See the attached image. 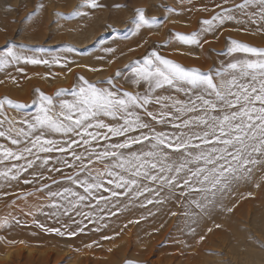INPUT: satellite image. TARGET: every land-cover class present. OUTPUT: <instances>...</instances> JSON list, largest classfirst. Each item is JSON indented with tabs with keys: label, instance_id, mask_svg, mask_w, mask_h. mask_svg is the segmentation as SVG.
<instances>
[{
	"label": "rangeland",
	"instance_id": "374dc122",
	"mask_svg": "<svg viewBox=\"0 0 264 264\" xmlns=\"http://www.w3.org/2000/svg\"><path fill=\"white\" fill-rule=\"evenodd\" d=\"M96 4L93 8L91 0H0V56L12 48L22 57L41 61L33 64L21 59L0 65V102H4L0 130L11 127L15 135L19 128H26L23 120L38 112L41 95L54 101L72 99V91L85 80L121 95L124 91L143 95L147 85L131 78V67L153 51L186 69L211 75L216 82L218 74L228 73L230 63L255 59L230 52L232 41L264 49V18L258 0L243 8L235 6L244 0H96ZM137 9L144 11L148 24L137 27ZM224 9H231L233 18L223 24L216 21L212 31H203L206 26L201 22ZM197 32L199 44L187 45L177 38ZM192 95L168 85L153 93L181 101ZM159 109L155 103L148 106L158 117ZM139 111L156 131L174 130ZM196 114L200 113H188L175 122ZM100 119L117 123L108 117ZM124 138L109 134L107 141H93L91 147L99 150ZM0 144L17 147L7 138H0ZM140 148L135 144L121 151ZM39 155L64 156L77 166L61 168L50 160L45 169L34 166L16 180H0V264H264V162L249 166L250 172L242 173L226 190L217 189L214 197L145 181L153 191L113 198L115 207L94 212L93 222L73 213L81 221L77 227L67 216L48 215L52 201L47 189H40L69 186L64 177L79 171L80 162L69 153ZM88 166L103 167L95 161ZM33 171H42L45 178L33 177ZM53 180L61 183L53 184Z\"/></svg>",
	"mask_w": 264,
	"mask_h": 264
},
{
	"label": "snow or ice",
	"instance_id": "6c2138e0",
	"mask_svg": "<svg viewBox=\"0 0 264 264\" xmlns=\"http://www.w3.org/2000/svg\"><path fill=\"white\" fill-rule=\"evenodd\" d=\"M224 2L227 3V0ZM250 2L256 0H244V4L235 7L243 8ZM258 2L261 17L264 18V0ZM90 6L95 8L96 0H91ZM136 15L137 27L149 23L143 10L137 9ZM232 18L231 9H224L201 22L206 26L203 31H212L216 21L223 24L226 19ZM199 36L197 32L179 34L177 38L184 44L193 45L200 43ZM232 44L230 52L251 54L255 59L230 63L228 73L218 74L216 82L211 75L186 69L153 51L131 67V78L147 85L143 95L127 91L121 95L117 90L97 87L86 80L72 91V99L54 101L50 96L41 95L38 112L23 120L26 128H19L15 135L11 127L7 131L0 130V138L10 139L11 144L17 146L12 148L0 144V180H16L22 172L34 166L45 169L50 160L60 164L61 168L65 165L76 167L64 156L39 155L69 153L74 161L80 162L79 171L64 177L70 185L57 190L44 185L40 190L47 189L46 195L52 201L48 205L52 209L48 215L57 219L67 216L77 227L81 221L75 220L73 213L93 222L94 212L103 213L110 205L115 207L113 198L132 193L139 197L153 191L144 184L145 181L160 182L170 189L211 193L213 197L217 189L226 190L233 180L241 178L242 173L251 171L249 166L264 162V49L236 41ZM21 59L33 64L41 63L8 48L0 56V65ZM165 85L193 95L187 101L153 96L157 89ZM61 92L56 94L57 97ZM169 100L171 104L167 102ZM3 103L0 102V107ZM6 103L12 105L13 102L6 100ZM153 103L160 106L159 117L148 110ZM167 109H174V112L165 111ZM139 110H143L144 116L151 121L169 124L174 130L156 131L151 123L143 119ZM188 113L200 114L191 115L180 123L175 122ZM101 117H108L117 123L106 124ZM3 123L0 120V129ZM103 129L106 132H102ZM138 130L147 131L128 135ZM109 134L125 138L122 142L105 143L99 150L91 147L93 141L97 144L101 140L107 141ZM57 135L59 139L54 138ZM135 144H140L141 148L121 151ZM77 148L83 151L77 152ZM85 160L88 164L84 163ZM94 161L103 167L90 168L88 165ZM61 168L54 170L59 172ZM47 170L53 171L50 167ZM32 175L45 178L42 171H33ZM24 183L32 181L24 180ZM52 183L60 184L61 181L53 180ZM204 198L208 199L207 196ZM194 203L200 207L198 202ZM85 208L89 211L85 212ZM50 231L59 232L58 229Z\"/></svg>",
	"mask_w": 264,
	"mask_h": 264
}]
</instances>
